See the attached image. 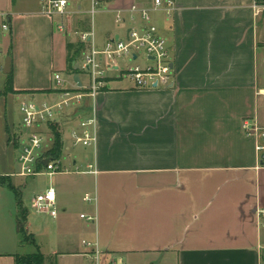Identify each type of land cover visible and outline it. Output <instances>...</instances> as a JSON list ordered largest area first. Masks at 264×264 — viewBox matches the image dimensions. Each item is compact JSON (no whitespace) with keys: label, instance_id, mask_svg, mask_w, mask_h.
<instances>
[{"label":"crops","instance_id":"1","mask_svg":"<svg viewBox=\"0 0 264 264\" xmlns=\"http://www.w3.org/2000/svg\"><path fill=\"white\" fill-rule=\"evenodd\" d=\"M2 1L0 13L9 15L12 26L5 61L12 59L18 94H0V180H8L0 182V264H16V256L37 252L35 246L26 250L16 236L22 228L35 241L48 233L53 252L41 253L56 261L59 256L82 255L95 262L91 251L82 249L88 240L98 244L100 264H262L264 230L256 213L264 208V168L258 169L255 141L241 130L246 119L264 126V9L255 8L256 0H173L170 17L165 9L154 11L153 0H68L64 21L69 31L93 32L88 47L96 48L124 37L128 24L115 23L117 11L128 18L134 5L151 9L152 22L167 39L177 82L173 88L138 90L131 81L110 75L107 88L77 114L96 109V145L77 155L68 146L64 150L72 155L65 164L74 161L80 170L73 173L89 178L47 176V189L56 191L58 216L48 214L50 221L43 225L30 219L24 205L23 224L19 208L16 219L10 208L6 216L2 212L4 199L12 198L8 184L17 191L22 178L17 176V151L10 136L20 129L17 102L57 97L53 72L65 74L66 45L76 44V39L68 42L72 35L60 33L58 47L65 50L60 64L57 18L44 15L37 0ZM94 1L100 8L92 15ZM37 53L45 59V76L23 78ZM74 76L68 75V88H75ZM0 89L3 92L4 85ZM89 165L96 174L88 172ZM151 178L158 180L154 184ZM100 179L110 192L122 187L124 194L108 193L100 207L97 203L85 211L84 197L99 192ZM211 193L214 198L207 197ZM82 214H96L97 223L85 222ZM225 220V232L214 230L215 223ZM207 226L220 237L210 231L203 236Z\"/></svg>","mask_w":264,"mask_h":264},{"label":"built area","instance_id":"2","mask_svg":"<svg viewBox=\"0 0 264 264\" xmlns=\"http://www.w3.org/2000/svg\"><path fill=\"white\" fill-rule=\"evenodd\" d=\"M41 5L44 15L52 18L59 16L61 21L55 20V32L70 33L76 39V43L85 45L82 54V62L79 61V69L88 78V85L75 88L65 87L66 79L55 73L53 81L56 84V98L42 102L23 101L20 107L22 121L20 129L11 133V145L17 151L16 162L19 170L17 176L31 178L48 176L53 178L58 174L79 173L76 163L64 162L72 158L65 153L66 146L70 149H88L97 143V113L96 109L85 115L77 117L78 110L85 105L88 99L107 88L111 79L110 73L116 79L131 81L138 90H151L159 88H173L177 77L173 68V59L168 48V42L163 37L156 25L152 22L151 9L134 5L130 10V16L124 17L123 11H117L115 23L119 26L128 24L123 38H113L103 48L88 47L94 38L93 32L69 31L64 21L69 15L68 0H37ZM100 8V3L94 1L91 14L94 15ZM257 10L264 9V5L256 3ZM165 9L170 17L175 9L173 0H153V10ZM12 26L7 13H0V74L5 69V42L11 36ZM141 57H145V64L138 63ZM134 65H130V64ZM74 114L69 115L70 110ZM82 109V108H81ZM63 122L67 127L62 129ZM51 126H55L62 134L64 143L63 153L59 159L48 156L54 146V135ZM242 133L248 139L255 141V151L258 160V169L264 168V126L257 119H246L242 122ZM75 169V170H73ZM88 172L96 174L93 165L88 166ZM86 204H97V197L86 194ZM33 208L39 213H47L53 218L58 216L57 195L53 187L44 193L37 195L33 200ZM257 221L260 229L264 230V208L257 210ZM81 219L90 224H96V214H82ZM88 248L95 264H100V251L97 243L83 241ZM264 249V247L262 248ZM110 264H124L121 261H112ZM264 264V262L262 263Z\"/></svg>","mask_w":264,"mask_h":264},{"label":"rangeland","instance_id":"3","mask_svg":"<svg viewBox=\"0 0 264 264\" xmlns=\"http://www.w3.org/2000/svg\"><path fill=\"white\" fill-rule=\"evenodd\" d=\"M0 5H3V1L0 0ZM67 12H69V6L67 8ZM57 18V21H61V18L59 16H56ZM96 27L98 28L100 22H99V18L96 19ZM57 32V31H56ZM63 35L60 34V32H57V49H56V58L57 60L59 61L60 64H62L64 61H65V50L63 48V46L61 47H58V43H59V40L61 39ZM63 39V37H62ZM73 36H71L70 39H68V42H72L73 40ZM63 44V42H62ZM81 62H82V58L80 59ZM146 63V60H145V57H141L140 61L138 63H135V64H145ZM45 59L44 57H42L40 55V53H37L35 55V57H33L30 62H29V65H30V68L28 70V76L24 73L22 75L23 78H28V79H31L33 80V78L31 77H34V76H39V77H44L45 76V71H44V68H45ZM130 65H134V63L130 64ZM55 72H53V76H54ZM110 75H113V73H110ZM63 76H64V79H65V76H66V82L64 83L65 87H68V83L70 82L69 79H67L68 77V73L65 71V74L63 73ZM71 78V77H70ZM5 81H6V77L4 74H0V86H3L5 85ZM82 81L84 83L85 86L88 85V78L82 74ZM57 88L56 87V84L53 83V88ZM24 101H31L29 99H23ZM36 102H42V101H36ZM21 103L22 101H19L17 102V113H18V121H22V116H21V113H20V107H21ZM72 111V109L70 110ZM74 111V110H73ZM84 149L83 148H74L72 149V152L76 155L77 154H80ZM65 163V162H64ZM66 178L68 179H76V180H81V179H85V178H89V177H86V176H79L75 173H71V175L69 176H66ZM120 182L121 180L118 179ZM117 180V182H118ZM158 180V178H151L149 179V182L151 183H154ZM102 181L103 180H99V183H98V188H99V192H94V191H89L88 193L90 195H92L93 197H97V205L100 207L104 202V196H108V193H112V194H115L117 195L118 197H121L124 192L122 190V187H113L112 191L110 192V190L108 189V187L104 188L103 187V184H102ZM18 182L19 184L21 185L17 191L20 193V197H21V200L23 202V205L25 208H27V210L30 212V219L31 220H38L40 222L41 225L45 224L46 222L50 221V219L48 218V214L46 213H38L34 208H33V199L40 193H44V191H46V189L49 187L50 185V179L47 177V176H38V177H31V178H18ZM120 184V183H119ZM107 189V191H106ZM155 188L153 187V190ZM150 191L151 193L153 192ZM87 192V191H86ZM224 192V190H223ZM221 192L220 195L223 193ZM226 192V191H225ZM11 197H9L8 199L5 198L4 201H3V208H2V212L4 214V216L7 215V210L8 208L11 209V211H8L9 214H13L15 219L16 217H18V205H17V198H16V195L11 191ZM84 193H82V195H78L77 198L78 199V202H77V207H76V210L78 211V213L81 211V207L80 206V203L82 202V197L84 196L83 195ZM207 197H210V198H214L215 197V193H211L209 194ZM220 196L217 197V199L219 198ZM12 199V200H11ZM220 199V198H219ZM150 201H154V199H150ZM218 204V200L216 202V206ZM87 206V208H85L84 210L85 211H88L89 209L95 207V204L93 205H90V204H85ZM119 205H120V208L123 207V202H122V199L119 200ZM200 216V215H198ZM198 219V222L197 224L201 223L200 221L201 218L199 217H196ZM195 219V218H194ZM197 219L195 221H197ZM219 221V220H218ZM218 225V226H216ZM214 230L216 229H223V232H225L227 230V228L229 226L226 225V220L224 222H217L215 223L214 225ZM197 227V226H196ZM208 227H206V229L202 228V232H203V236L206 235V233H208L210 230H208ZM231 228H233V226H230ZM199 229L201 228V226L198 227ZM210 232H213L214 235L220 237V234L221 233H217L215 231H210ZM215 232V233H214ZM25 235V233H17L16 236L18 237V239L22 242V239H23V236ZM211 236V235H210ZM50 236L48 235V233L44 232L42 235H39L38 236V239L36 240L37 241V245L40 246L42 249H41V252L49 255L51 252H53V249H51V244L49 243L50 241ZM87 242H90L87 240ZM93 243V242H92ZM23 247L26 249V250H32L34 249L33 245L31 244H26V243H23L22 244ZM83 250H89L88 248L86 247H82ZM35 251V250H34ZM23 252H25V250H23ZM58 252H62L61 250L58 251ZM55 261V258H51L49 261H48V264H53ZM57 264H95V262H92V261H89L86 259V257H83L82 255H64V256H59L58 260H57Z\"/></svg>","mask_w":264,"mask_h":264},{"label":"trees","instance_id":"4","mask_svg":"<svg viewBox=\"0 0 264 264\" xmlns=\"http://www.w3.org/2000/svg\"><path fill=\"white\" fill-rule=\"evenodd\" d=\"M256 3L259 5H264V0H256ZM66 49H67L66 72L68 73V75H72V76L75 74H82V71L80 69L75 70V64L76 62L80 61L82 54L85 51V45L79 44V43H76V44L68 43L66 45ZM8 54L12 55L11 48L9 49ZM5 77H6V81H5L2 94L3 95L18 94V92L15 91L14 89L13 73ZM51 130L54 135V146L47 155L50 157H53L54 159H59L62 156L63 148H64L62 134L58 130V128L55 126H51ZM0 182L5 183V182H8V180H0ZM8 187L16 195L17 204H18L19 213H20L19 222L23 224V222L26 221L27 219V210L23 208V202L21 200L20 193L16 191L15 188L10 183L8 184ZM21 233H25L24 228L21 229ZM23 243L31 244L35 246L37 248V252L33 254H28V255L16 256V264H48V261L50 259H48L41 253V251L37 247V244H36V241L33 235H27L25 233L22 239V244ZM53 264H57L56 259Z\"/></svg>","mask_w":264,"mask_h":264},{"label":"water","instance_id":"5","mask_svg":"<svg viewBox=\"0 0 264 264\" xmlns=\"http://www.w3.org/2000/svg\"><path fill=\"white\" fill-rule=\"evenodd\" d=\"M79 62L77 63V66L75 67V70H79ZM12 72V59L11 57H7L5 61V69H4V75L8 76ZM74 81L78 84L79 87H82V82L80 79L79 74H75ZM2 93V90L0 89V94Z\"/></svg>","mask_w":264,"mask_h":264}]
</instances>
